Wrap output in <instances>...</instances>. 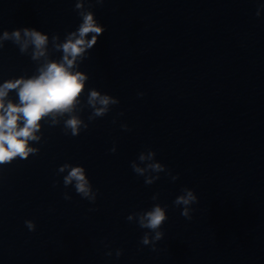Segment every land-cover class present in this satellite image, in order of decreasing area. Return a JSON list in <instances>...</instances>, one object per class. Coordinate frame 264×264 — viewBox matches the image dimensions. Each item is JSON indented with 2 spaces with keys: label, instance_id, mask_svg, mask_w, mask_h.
<instances>
[{
  "label": "water",
  "instance_id": "95a60500",
  "mask_svg": "<svg viewBox=\"0 0 264 264\" xmlns=\"http://www.w3.org/2000/svg\"><path fill=\"white\" fill-rule=\"evenodd\" d=\"M262 6L264 0H0V37L25 27L48 37L39 59L30 42L22 53L0 39V82L29 79L46 61L62 60L57 46L78 32L81 12H92L105 31L76 60L72 71L87 79L63 115L179 195L191 190L192 205L264 264ZM93 90L118 102L102 117L88 103ZM150 150L153 158L141 162Z\"/></svg>",
  "mask_w": 264,
  "mask_h": 264
},
{
  "label": "clouds",
  "instance_id": "9594fccd",
  "mask_svg": "<svg viewBox=\"0 0 264 264\" xmlns=\"http://www.w3.org/2000/svg\"><path fill=\"white\" fill-rule=\"evenodd\" d=\"M97 2L103 3V0H97ZM76 7L79 9L82 8V5L78 3ZM81 16L83 23L79 26L78 32H72L67 37L66 42L57 46L58 49H62V60L46 61L38 70L39 74L29 79L8 80L0 85V165L9 163L17 157L27 159L29 153L34 154L37 150L29 147V141L39 139L35 133L40 129V121L49 116L55 120L57 114L70 113L78 102L87 77L81 72H73L72 68L77 58H81L86 50L91 49L97 43V38L105 31L97 24L92 12H81ZM256 16L259 17V11L256 12ZM21 31L23 32V43H21ZM90 33L92 34L91 39H87ZM0 39L13 40L14 43L20 45L22 53L27 50L30 42L34 46L33 59L45 56V46L48 43L46 35L27 27L22 30H14L11 33L5 31ZM12 90L16 91L19 103H13L11 100L5 102L6 97ZM139 95L142 96L143 93H139ZM88 103L94 109V116L102 117L107 113L110 104L118 102L107 95L101 96L93 90L89 94ZM97 104L99 107H97ZM120 115H123V113H120ZM80 125L81 121L75 116L66 121V127L71 129L72 136L79 134ZM122 127L128 130L127 125H122ZM84 128L87 129V125H84ZM111 151L114 153L115 149ZM154 155L155 153L150 150L147 156L142 153L139 160L141 162L146 159L151 160ZM131 167L138 175H143L145 172L144 168L138 167L135 163ZM147 167L156 172L164 171L163 166L159 163H150ZM67 168H70V171L64 177L65 186L75 181L77 193L82 194L84 197H90L94 201L95 195L91 192L84 168L71 167L65 164L59 168V171L63 172ZM144 182L146 185H150L153 179L146 178ZM195 202L196 196L188 189H184V194L173 201L174 205L178 207L185 206L181 215L187 219H191V217L186 206ZM132 218V215L127 217L129 221ZM165 220L164 209L157 205L150 211L139 215V226L155 232L152 239L160 240L163 233L159 229ZM25 224L29 231L35 230L33 221L26 220ZM141 243L143 245L151 243L147 234L142 237ZM152 250L155 251V248H152ZM120 255L121 251L118 250L117 257Z\"/></svg>",
  "mask_w": 264,
  "mask_h": 264
}]
</instances>
